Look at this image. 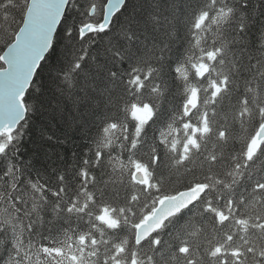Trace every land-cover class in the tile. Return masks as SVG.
<instances>
[{
    "label": "snow or ice",
    "instance_id": "1",
    "mask_svg": "<svg viewBox=\"0 0 264 264\" xmlns=\"http://www.w3.org/2000/svg\"><path fill=\"white\" fill-rule=\"evenodd\" d=\"M46 64L83 147L37 167ZM0 260L264 264V0H0Z\"/></svg>",
    "mask_w": 264,
    "mask_h": 264
},
{
    "label": "trees",
    "instance_id": "2",
    "mask_svg": "<svg viewBox=\"0 0 264 264\" xmlns=\"http://www.w3.org/2000/svg\"><path fill=\"white\" fill-rule=\"evenodd\" d=\"M66 51L65 42H61L57 46L56 52L49 58V63L57 64V59H62ZM57 66L59 67L60 65L57 64ZM48 67L49 65L46 64L45 70L40 76L44 87L43 107L32 117L29 134L25 137L23 145L26 150L24 153L25 157L36 153L37 167H47L50 163L56 161L55 155L52 156V161L46 159L49 149L54 154L60 153L63 154L65 159H69L73 150L79 152L83 147L81 133L77 127V121L81 118L80 114L76 113L71 105L65 106L58 95L56 83L50 75ZM58 100L60 101L59 106H57ZM170 100L173 104L179 102L178 97L175 99L170 97ZM159 127L161 125L158 122L157 125L149 129V134L152 135L153 129H158ZM46 135H51L61 140L67 138V143L63 145L53 143L45 139ZM156 135H159L158 131H156ZM236 147L238 149L239 145H236ZM0 264H3L2 260H0Z\"/></svg>",
    "mask_w": 264,
    "mask_h": 264
}]
</instances>
